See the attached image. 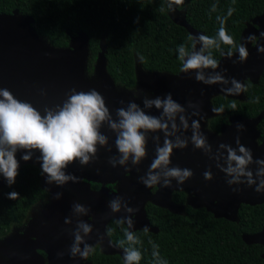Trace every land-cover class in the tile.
Returning a JSON list of instances; mask_svg holds the SVG:
<instances>
[{"label": "water", "instance_id": "95a60500", "mask_svg": "<svg viewBox=\"0 0 264 264\" xmlns=\"http://www.w3.org/2000/svg\"><path fill=\"white\" fill-rule=\"evenodd\" d=\"M172 15V14H171ZM170 16L172 22L184 28L190 37H198L200 32L193 29L186 21L184 13L180 16ZM34 20L29 16H22L17 11L12 15L0 14V88H7L15 97L22 101L31 102L38 110L43 111L45 106L55 107L66 99L71 89L77 91H88L95 89L105 98L106 105L115 117V110L126 107L128 102L135 101L143 107V99H137L132 91L118 89L106 71L104 47L101 45L95 66L94 73L90 77L86 75V62L88 57V38L85 34L79 33L73 38L68 48L55 49L37 36L32 28ZM264 10L262 14L249 22L240 37V43H245L249 35H255L258 39L255 45L246 43L249 56L243 63L238 61L239 53L234 52L233 57L228 59L224 54L218 61L219 67L216 72H221L225 78L244 83L250 80L256 83L264 73V54L257 51L258 45H264ZM193 43V42H192ZM239 43V44H240ZM254 43V42H253ZM201 45L197 44L196 50ZM193 50V49H192ZM226 70V71H225ZM212 69H206L205 74L212 73ZM136 87L143 92H149V98L157 96L164 97L172 94L175 101L187 109L192 120H199L201 131L207 137L209 144L215 152L220 143H225L236 148V137L239 136L241 144L252 151L254 159H264V141L258 144L259 132L257 126L262 118L259 115L252 119L231 117L229 124L222 125L219 135L206 129V121L217 116L212 112L211 98L216 95H224L232 99H242L243 92L239 95H225L221 88L223 85H205L195 80V72L182 73L173 76L167 73H151L144 71L138 64L135 66ZM95 76L96 81L91 79ZM231 85L229 84L228 87ZM203 93V94H202ZM121 101L124 103L121 104ZM199 105L200 115L191 116L192 108L188 103ZM148 114L159 116L160 110L152 108L146 110ZM244 125V131L237 132L236 125ZM102 133L109 137V147L98 146V159L87 166L74 162L66 169V174H72L79 178V182H68L64 186L48 184L46 175L42 174L41 164L37 161L40 153H33L30 161H23L21 156L24 152H17L16 158L20 168L26 165L36 167L42 176L41 186L48 192L49 206L36 219L22 231H13L7 237L0 240V264H90L79 256L73 258L69 249L73 243L72 232L75 230L77 219L83 220L93 227V232L85 238L86 242L95 247L98 246L102 253L107 255H119L124 262V250L114 245L106 234V227L110 221H119L130 214L121 210L119 213H112L109 202L122 197L127 201L129 207L137 208L138 211L132 217L134 221L131 231H145L156 234L157 228L151 227L145 207L148 203L155 207L165 209L170 213H179L183 207L172 201L174 192H187V204L193 208H204L215 219H225L230 222L236 221V215L242 205L258 206L264 204V194L256 193L255 186L249 188L240 185L239 193H234L232 187L226 183V176L210 160L202 150L195 149L189 142L185 149H174L170 166L188 168L193 176L178 185L175 180L172 186L165 188L155 185L152 188L145 187L139 181V177L146 174L155 156V145L149 134L147 145V157L139 166H132L129 163L127 169L117 165L112 167L108 163L110 156H118L115 148V134L109 131L107 126L102 127ZM191 130L184 133L191 137ZM160 135L163 143V133ZM139 167V172L137 171ZM211 169L213 179L205 180L203 173ZM255 172L256 165L250 166ZM99 170V172L97 171ZM99 184L98 190L91 189V184ZM116 184V190L112 193L105 185ZM157 188L151 193V189ZM57 193H62L60 199H55ZM79 203L90 209L88 215L77 217L73 214V205ZM72 219L71 225L65 224V219ZM127 228V224H124ZM103 236L101 242L99 237ZM242 240L247 245H260L263 247L262 258H264V228L253 235H243ZM83 248V245H81ZM42 252L45 257L41 256ZM63 252L62 258L58 253Z\"/></svg>", "mask_w": 264, "mask_h": 264}, {"label": "trees", "instance_id": "16d2710c", "mask_svg": "<svg viewBox=\"0 0 264 264\" xmlns=\"http://www.w3.org/2000/svg\"><path fill=\"white\" fill-rule=\"evenodd\" d=\"M168 3L169 0H0V14L12 15L17 11L31 17L37 36L55 49L68 48L79 33L85 34L88 38L86 75H93L102 45L106 71L115 86L134 90L136 64L146 72L177 76L182 67L178 46L183 44L192 51V40L184 28L172 22ZM173 7L184 13L193 29L210 37H215L220 27L216 17H225L228 9L234 8L225 27L239 45L245 26L262 14L264 0H184L182 5ZM229 50V46L221 44L220 49L211 51L219 61ZM244 84L247 91L243 92L242 99L221 94L211 98L212 106H223L224 112L208 119L206 129L219 134L221 126L228 124L231 117L252 119L262 115L257 126L258 144H261L264 141V73L256 83L247 79ZM232 102L237 105L235 110L230 107ZM41 183V172L26 165L19 168L15 184L0 189V240L13 228L23 227L33 207L49 202L48 192ZM91 187L97 189L98 185ZM12 191L19 193L18 199L7 198ZM185 195L173 193V202L183 205L177 214L150 203L146 205L147 219L158 232H134L141 242L136 245L142 254L139 264H156L150 241L159 245L160 256L167 264H264L263 247L247 245L242 240L243 235H253L264 228V204L242 205L236 221L230 222L215 219L204 208H191L185 203ZM124 229V224L114 220L106 227L109 240L123 250L128 247L127 243L119 244L125 239ZM93 248L87 258L92 264H124L119 255H107L96 246Z\"/></svg>", "mask_w": 264, "mask_h": 264}, {"label": "clouds", "instance_id": "9594fccd", "mask_svg": "<svg viewBox=\"0 0 264 264\" xmlns=\"http://www.w3.org/2000/svg\"><path fill=\"white\" fill-rule=\"evenodd\" d=\"M184 0H169L168 8L173 9V5L180 6ZM212 11H216V6H212ZM234 8L230 7L227 16H217L219 29L215 37L201 34L198 37H189L192 40V51L185 45L178 46V59L182 63L180 71L182 73L195 72V80L205 85H223L221 91L225 95H239L246 92L244 83L235 78L227 79L221 72L215 70L219 67V62L213 58L212 49H220L221 44L229 46L230 50L224 54L228 59L233 57V51L239 53L238 61L233 63H243L248 59L249 52L246 43L256 40L255 35H249L245 43L236 44L225 27L227 17H230ZM261 37H264L262 32ZM197 44L201 45L196 50ZM257 51L264 54V45H258ZM206 69L213 72L205 74ZM226 71V70H225ZM231 85L228 87V85ZM203 94V93H202ZM258 102V100H257ZM124 102L121 101V104ZM143 107L134 100L128 102L126 107L115 110V117L106 105L105 98L95 89L88 91H77L75 88L67 94L62 104L53 107L45 106L43 111L38 110L31 102L22 101L15 97L7 88H0V175L12 186L16 182L19 174L20 163L16 158L17 152H24L21 159L25 162L33 158V153L39 152L37 161L41 164L42 174L46 175L48 184L64 186L68 182L77 183L79 178L72 174H66L65 169L74 162H79L82 166H87L98 159V146L109 147V137L102 133L101 129L107 126L109 131L115 134V148L118 156H110L108 163L112 167L117 165L127 169L129 163L132 166H139L147 157V145L149 134L155 145V156L145 175L139 177V181L147 188L161 185L165 188L172 186L175 180L178 185H183L185 181L193 176V172L188 168L170 166L174 149H185L189 142L195 149L202 150L210 160L215 161L216 167L225 174L226 183L232 187L234 193H239L242 189L240 185L249 188L255 186L256 193L264 194V159H254L252 151L240 142L236 137V148L229 144L220 143L213 152L207 137L201 131L199 120H192L189 124L190 116L187 109L175 101L171 93L164 97L149 98L143 95ZM231 109L235 110L237 105L232 102ZM155 108L160 110L159 116L148 114L146 110ZM188 108L194 109L191 116L200 115L199 105L188 103ZM215 114L223 113L224 107H212ZM237 132L244 131V125H236ZM191 130V137L184 133ZM163 133V143L160 135ZM256 165L253 172L251 165ZM99 172V170H97ZM139 172V167H137ZM204 179L211 181L213 175L211 169L203 173ZM62 193H57L55 199H60ZM7 198L16 200L19 193L12 191L7 194ZM112 213L124 212L130 214L118 223L127 224L123 230L124 240L119 241L120 246L127 243L124 248V264H139L142 254L136 247L140 240L131 231L134 225L133 218L138 211L137 208L129 207L127 201L122 197H116L109 202ZM90 209L75 203L73 214L77 217L88 215ZM72 219L66 218L65 224L71 225ZM147 231V228L144 229ZM93 232L91 224L77 219L74 237L69 252L71 257L79 256L86 260L90 253L94 251L85 238ZM103 241V236L99 237ZM152 243V256L156 264H167L160 256L159 245ZM83 245V248H81ZM62 258L64 253L57 254Z\"/></svg>", "mask_w": 264, "mask_h": 264}, {"label": "rangeland", "instance_id": "374dc122", "mask_svg": "<svg viewBox=\"0 0 264 264\" xmlns=\"http://www.w3.org/2000/svg\"><path fill=\"white\" fill-rule=\"evenodd\" d=\"M172 14V15H171ZM180 14H182L181 11H177L175 7H173L172 10H169V15L171 16H180ZM258 39L256 38L255 41L251 42L252 45H255L258 41ZM91 79L93 81H96V78L95 76H92ZM118 89H123L121 87H118ZM125 90V89H123ZM129 92L132 93V95L137 98V99H143V95H147L149 97V94L143 92L142 90L138 89L137 87L134 89V90H127ZM7 186V182L4 180V178L0 175V189H3ZM49 206V202L46 204V203H41V204H38L36 205L35 207H33L29 213V216H28V219L26 220L25 222V225L21 228H13L11 233L13 231H22V230H25V228H27L35 219L38 215H40L43 211H45Z\"/></svg>", "mask_w": 264, "mask_h": 264}, {"label": "flooded vegetation", "instance_id": "af4514ba", "mask_svg": "<svg viewBox=\"0 0 264 264\" xmlns=\"http://www.w3.org/2000/svg\"><path fill=\"white\" fill-rule=\"evenodd\" d=\"M245 81V80H244ZM145 93H147V94H149V96L151 95V93H149V92H145ZM236 117V116H235ZM230 119V118H229ZM229 124V123H228ZM216 135H219V134H216ZM92 184H95V183H92ZM92 184H91V186H92ZM98 185V188L97 189H95V188H92L91 187V189H93V190H98V189H100L101 188V185H99V184H97ZM105 187L109 190V192L110 193H112V192H114L115 190H116V184H114V185H105ZM156 190H157V188L156 187H154L153 189H151V193H155L156 192ZM175 193V192H174ZM186 195H185V203L187 204V197H188V194H187V192H184ZM172 197H173V195H172ZM173 201V200H172ZM188 205V204H187ZM179 206H182L183 207V205H179ZM189 206V205H188ZM99 250H100V248L98 247V246H96ZM101 251V250H100ZM41 256H43V257H45V255L43 254V255H41ZM86 262H88V263H91V262H89V261H86ZM44 263L45 264H47L46 263V260L44 261ZM92 264V263H91Z\"/></svg>", "mask_w": 264, "mask_h": 264}]
</instances>
